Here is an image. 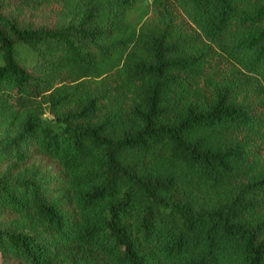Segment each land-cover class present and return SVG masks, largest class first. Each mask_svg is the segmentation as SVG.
<instances>
[{"label":"trees","instance_id":"16d2710c","mask_svg":"<svg viewBox=\"0 0 264 264\" xmlns=\"http://www.w3.org/2000/svg\"><path fill=\"white\" fill-rule=\"evenodd\" d=\"M142 1L0 0V264H264V0Z\"/></svg>","mask_w":264,"mask_h":264},{"label":"rangeland","instance_id":"374dc122","mask_svg":"<svg viewBox=\"0 0 264 264\" xmlns=\"http://www.w3.org/2000/svg\"><path fill=\"white\" fill-rule=\"evenodd\" d=\"M151 1L152 0H143L142 1V6L144 7V9L145 8H147V9H149L150 8V6H151ZM23 57L26 59H28V61L31 59V55H29V53H27V52H25V51H23ZM1 260H2V257H1V254H0V263H1Z\"/></svg>","mask_w":264,"mask_h":264}]
</instances>
